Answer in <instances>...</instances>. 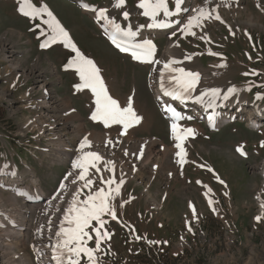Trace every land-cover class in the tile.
Wrapping results in <instances>:
<instances>
[{"label": "rangeland", "instance_id": "374dc122", "mask_svg": "<svg viewBox=\"0 0 264 264\" xmlns=\"http://www.w3.org/2000/svg\"><path fill=\"white\" fill-rule=\"evenodd\" d=\"M43 1L63 20L89 57L97 59L113 96L123 106L131 97L134 109L143 117L140 124L128 129L129 137L126 138L119 137V132L123 131L121 125L110 129L93 126L87 119L91 111V97L86 93L75 94L72 86L76 84V79L61 71L68 54L57 49L41 52L31 25L16 15L17 5L9 0L4 7L0 1V145L11 143L18 151L22 150L23 147L18 148L14 143L28 140L27 134L22 133V125L26 119H33L36 112L24 108L25 103L22 107L20 100L26 96L25 100L38 104L41 98L45 99L42 89H47L51 91L52 99L47 100L50 104L44 105L45 120L52 117V121L46 126H52L54 120L58 122L56 133L63 139H76L85 132L80 140L90 136L91 148L84 151L98 146L96 152H100L103 161L114 162L115 179L124 181L121 195L113 201L118 220L105 217L108 221L105 228L112 235L96 253L99 264H264V232L251 233L256 213L252 199L262 182L257 167L264 160V129L254 132L239 122L212 134L207 133L199 123L186 124L190 128L195 127L198 132L183 168L175 161L168 123L151 94L150 68L139 67L113 52L90 18L71 3L65 0ZM88 1L98 7L108 6L114 18H118L114 0ZM175 2L168 0V5L175 7ZM193 2L195 0H186V6L191 8ZM195 6L208 7L214 15L218 12L223 21L214 18L205 20L201 27L193 29L195 36L185 35L180 26L171 39L180 47L181 60L188 61L185 66L202 75L198 95L218 88L221 90L215 101L218 103L220 99L226 100L224 96L228 95V89L234 87L238 91L232 95L246 99L249 105L247 112L252 111V107L264 109V98H258L264 97V0H197ZM121 7V10L130 9L131 21L140 20L138 0H128L127 7L125 4ZM248 12L253 14L254 23L259 27L247 25ZM201 36L205 39H200ZM169 41V38L167 41L164 39L159 45L163 57ZM189 56L190 59L187 58ZM17 66L19 70L14 72L11 68ZM5 73L7 76L2 77ZM14 73H17L15 77L10 78ZM207 98L209 96L203 99L208 102ZM64 106L75 109L77 112L71 115L81 117L86 128L77 117L74 119L79 122V128L83 127L81 131L76 130L78 123L60 122L67 115L62 114ZM51 107H56V110ZM93 133L104 138L95 142L98 136L91 137ZM54 134L41 139L40 147L50 148L47 141ZM204 134L206 136L199 137ZM109 139L112 145L105 144ZM152 141L156 142L155 148L145 152L148 160H142L139 155L141 149ZM241 146L247 150L250 159H242L236 154ZM169 148L170 157L165 162L164 151ZM84 151L80 149L81 155ZM39 159L29 161V164L39 177L42 188L49 194L67 170L68 160L53 165L54 156L50 158L41 154ZM103 161L100 166L102 172L107 173L109 171ZM157 163L169 165V169L163 167L164 171H160ZM217 176L230 187L226 189ZM95 177V187L101 186L99 176ZM199 180L203 182L202 188L197 185ZM205 184L213 189L214 193L209 194L215 211L204 203ZM88 191L83 189L82 200L86 199ZM70 193L67 191L65 194ZM191 203L196 205L195 216L189 210ZM195 218L199 219L198 226L194 228L191 224L189 231L188 223ZM89 246L95 247V241ZM82 264H88L86 257Z\"/></svg>", "mask_w": 264, "mask_h": 264}, {"label": "snow or ice", "instance_id": "6c2138e0", "mask_svg": "<svg viewBox=\"0 0 264 264\" xmlns=\"http://www.w3.org/2000/svg\"><path fill=\"white\" fill-rule=\"evenodd\" d=\"M125 0H118V5H123ZM184 0H176L175 2V12L179 13L181 5ZM84 7H88L87 4ZM139 7L143 9V15L151 17L153 23L148 25L149 27H168L169 25L164 22H156V17L162 12L165 16L171 17L174 15L172 11L169 10L168 0H140ZM18 11L33 20L39 18L42 20L44 25H47V34L43 29H41V35H47V38L41 43V48H48L51 45L59 42L62 43L66 48H70L75 56L73 59L65 65L66 69H74L80 79V83L75 85L76 90L89 89L95 97V110L91 114V119L93 121L101 122L105 127H110L112 125H121L123 128V133L126 134L128 129L141 123L143 117L140 116L133 107L132 98L129 97L126 106H121L117 99H114L112 95L109 94L108 87L101 75V69L97 64L87 56H85L80 49L73 42L69 32L64 28L60 21L56 18L53 12L49 9L47 4L39 6L36 0H18ZM92 11L97 13V17L100 20H106L107 23L112 28L111 40L124 52H131V56L135 60L142 62H152L151 58L154 56L155 45L151 40H145L143 43L130 44L128 39L137 35L132 31L131 27L127 29L122 28L120 24L116 23L113 19L108 17L107 8H93ZM196 14L192 15L187 23L184 24L181 31L185 35H193L196 33L193 31L194 28H199L203 25L205 20L214 18L218 21H222L218 12L213 13L208 7H201L195 10ZM47 19H43L44 16ZM124 18H128V13H123ZM39 28V25H37ZM234 35V33H233ZM251 38V37H250ZM200 39H205L201 36ZM213 55H218L217 53H210ZM190 59L191 57H187ZM251 58V57H249ZM172 63H177L172 61ZM223 66V65H221ZM165 69L179 73L177 76L171 77L175 81L176 87L171 90H165L164 94L172 96L175 99H191V93L195 90L196 85L199 83L200 74L198 72H187L183 68H171L169 64H165ZM255 71V70H253ZM248 73H245L247 75ZM163 88V82L161 83ZM238 91L236 88H229L228 95ZM221 90L218 88H213L206 90L200 96L196 97L197 101L204 102V96H209L208 107H213L216 99L219 98ZM228 95L224 96V99L228 98ZM264 98V97H258ZM171 111L173 116V123L171 125V130L173 138L176 141L175 147L178 151L175 153L178 157V163L183 165L187 163L186 156L187 151L184 147L185 140L189 136L195 135V130L192 128H181L176 122L183 119L181 114L175 109H168ZM191 119V117H188ZM210 121H213L212 116L209 117ZM214 126V124H213ZM108 145H112L111 139L106 142ZM91 147V141L88 137H84L80 144V149ZM237 151L241 155H246L243 151V146L238 147ZM127 155V152H125ZM140 156H143V150L140 151ZM103 157L94 151H84L83 154L77 158L73 167L78 170V174L72 179V183L83 182L78 192L73 196L71 205L68 207L66 214L64 215V222L57 232V243L53 246L54 255L53 259L56 264H81L82 259L86 257L88 264H99L97 252L101 251V244L110 239L112 233L107 231L105 228L108 221L105 217H110L112 220H118L116 205L113 201L116 197L121 195V189L124 181L121 179L117 181L115 179V164L112 161H103L107 166V170L112 173V176L105 178L102 175L101 162ZM94 170V171H92ZM211 171V170H210ZM99 174V185L97 184L95 175ZM70 172L67 174L65 179L72 176ZM219 180V177L217 176ZM221 184L224 183L223 180H219ZM200 183V182H198ZM106 186V187H105ZM65 185L61 184V189ZM95 190L93 191V188ZM83 189H89L86 199L81 200L79 198L80 193ZM211 192L205 193L207 196ZM209 204H213V200L209 197ZM127 203V202H125ZM192 208L193 215H196V209L194 205H190ZM264 207V204L261 205ZM213 211L215 209L213 208ZM257 220L261 217L257 216ZM66 225V226H65ZM189 231L191 228L189 227ZM137 239L141 237L137 236ZM95 241V247H90L89 243ZM149 243H161L160 241H149ZM163 243H167L164 241Z\"/></svg>", "mask_w": 264, "mask_h": 264}, {"label": "bare ground", "instance_id": "6f19581e", "mask_svg": "<svg viewBox=\"0 0 264 264\" xmlns=\"http://www.w3.org/2000/svg\"><path fill=\"white\" fill-rule=\"evenodd\" d=\"M196 1L197 0H195V2L192 3V6H191L190 9L189 8L186 9L185 17L187 16L188 13L189 14H188L187 17H189V18L192 15H195L196 14L195 10L198 9L195 6ZM246 17H247V25H249V26L256 25V26L259 27V24L254 23V16H253V14L251 12H248L246 14ZM182 28H183V26H182ZM179 48L180 47H179L178 44H175L173 42H171V44L168 43L165 56L166 57H169V58H172L174 60H176V58L177 59H180L181 58L180 57L181 55H180ZM52 49H50V51ZM176 61H179V60H176ZM179 62H182V61H179ZM11 69L14 72H16L17 70H19V67L17 66V67H13ZM6 74L7 73H5L4 75H2V77L7 76ZM16 74L14 73L13 75L10 76V78L13 79L15 77L14 75H16ZM204 80H206V79H204ZM202 81H203V78H201V75H200L199 83L197 84V85H199V88L202 85ZM156 87H157V84H156ZM25 99H27L26 96L23 97L20 100V103H21L22 107H24ZM224 102H225V105H224L225 107H223V116H219V118L221 119V121H225L228 116H233V118H234L235 121L238 118H240V121H245L247 123V125H248V128L253 129L251 127L252 124H256L258 126H261L263 120H262V118L261 119L259 118L257 120V118L260 116V114L262 112L257 111V110H254V114L255 115L252 112H247V109L246 108L248 106H247V101H246L245 98L241 99V98H238L235 95H232L231 94V95H229V97ZM226 102H228V104H226ZM47 103L50 104L49 102H47L46 99H40L39 100V103L36 105L37 106V111H36L37 120H36V123H42V124H44V123H47L48 121H50L49 119L45 120L46 115H45V111H44V105H46ZM201 104H203V103H201ZM206 106H208V105H206ZM51 108L53 109V111L56 110V107H51ZM70 108H71L70 106H67L66 108L64 106V109L65 110H63V113L62 114L68 112L70 110ZM189 110L192 113V111L195 110V109L193 107H189ZM234 111H235V113L230 114L231 112H234ZM243 112H247V114H248V117L246 119L242 117L243 116ZM74 117L79 118L80 121H81V123H83L85 125V123L83 122L82 118L81 117H78L77 115H67L62 120H60V122H63L64 121V122H66L68 124H70V123H72V124L78 123V125L76 127V130H78V129L80 131L83 130V127H80L79 128V122L77 120H75ZM50 119H52V117ZM28 121L29 120L26 119L24 121L23 125H22V126H24L23 129H22L23 132L28 130V129L25 128V126L28 123ZM85 128H86V125H85ZM56 130H58V128L55 129V131H54L55 134L54 135L58 136V138H57V140L51 141V143L53 144L54 147H53V149L51 151V154L52 155L49 154V157L50 158H53V156H54L53 165L54 164H61L64 160L71 159L72 152H70L69 150H74V151L76 150V147H77V144H78L79 140L81 139V137L85 133L84 132L82 135H80L76 139H74L72 137L71 138L68 137L66 139H63L62 136H60V135H58L56 133ZM76 130H72V131L75 132ZM122 132H120V133H122ZM92 135H97L98 136V137L95 138L96 139V140H94L95 142L98 139H101V137H103L102 135L95 134V133L91 134V137H92ZM100 141L102 142V140H100ZM175 143H176V141H175ZM175 143H174V148H176L175 147ZM186 143H189V141H187ZM155 146H156V142H153V141L150 142V143L144 144V146L142 148V150H143V156H142L143 158H142V160L148 158L147 157V154H145V152L150 151V150L152 151L155 148ZM184 146H185V144H184ZM188 146H189V148H191V142L189 143ZM170 152H171V149L170 148L168 150L165 149V151H164V154L165 155L163 156V157H165V162H167V160H169ZM176 152L174 150V155H175ZM74 158L77 159L78 156L75 155ZM144 163H145V161H144ZM145 165H146V163H145ZM156 165H157V168L160 171H164L163 170V167H168V169H169V165H165V164H162V163H157ZM30 177L32 178V181H34V183L44 193L43 189L41 188V184L38 181L37 175L35 174L34 171L31 172ZM0 203H4L5 206L11 208V213H12L11 215L14 216L16 219H18L19 220V223H23V221L26 223L29 220V218H31L33 216V214H34V212L31 211V210H24L23 207H22V205H21V203L18 200L13 199L10 194L8 195V194H4V193H1L0 192ZM191 210H192V208H191ZM28 213H30V214L28 215ZM58 215H59V212H58V210H56L55 212L52 213V215H51V217L49 219H45V220L42 221V225L44 227H46V230L47 231L57 232V229L60 228L59 222L57 221V216ZM54 236L55 235H53V236H49V235L45 236L44 239H43V241H42V243L43 244H48V243L54 242L55 241ZM27 246H28V234H27V232L21 233L19 235L17 232L0 231V264H33V261L31 259V257L29 256V254H27V250L25 249Z\"/></svg>", "mask_w": 264, "mask_h": 264}, {"label": "crops", "instance_id": "0c3cea01", "mask_svg": "<svg viewBox=\"0 0 264 264\" xmlns=\"http://www.w3.org/2000/svg\"><path fill=\"white\" fill-rule=\"evenodd\" d=\"M55 49H57L58 51H60L61 53H65V51L67 50V48L66 47H58V48H55ZM54 50V49H53ZM53 50H51V51H53ZM51 51H49V52H51ZM48 53V52H47ZM63 70H65V67L63 68Z\"/></svg>", "mask_w": 264, "mask_h": 264}]
</instances>
